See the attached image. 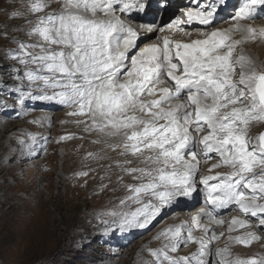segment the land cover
<instances>
[{"label": "snow or ice", "instance_id": "obj_1", "mask_svg": "<svg viewBox=\"0 0 264 264\" xmlns=\"http://www.w3.org/2000/svg\"><path fill=\"white\" fill-rule=\"evenodd\" d=\"M257 5L264 6V0H247L227 30L213 27L202 33L204 38L190 42L164 37L162 45H151L132 57L128 53L136 46L137 31L116 14L129 12L135 6L131 0H63L52 12L46 11L51 0H35L29 12L43 15L35 22L26 20L32 26L24 29L34 39L11 37L17 47L7 56L20 67L8 75L17 81L20 104L26 98L57 101L73 109L69 115L86 118L76 123L97 134L94 143L155 165L126 167L131 160L116 162L121 172L137 181L124 185L120 207L129 202L140 207L134 213L109 215L143 228L176 197L195 192L197 182L204 186L212 211L194 217V226L211 235L194 237L192 225L165 229L156 237L165 241L163 246L150 250L157 264H210L209 257H214L211 264H264V257L230 259L228 247L213 249L210 245L218 237L201 224L202 217L223 224L214 215L216 209L236 205L256 218L264 232V203H257L264 200V134L255 139L248 135L250 124L264 122V63L235 52L247 40L264 38V28L242 23L257 18ZM218 6V0L207 8L197 4L199 10L186 12L187 20H177L176 25H213ZM235 32L243 33V39L234 40ZM9 35L0 32V38ZM180 69L182 74L177 75ZM166 80L174 82L173 88L157 87ZM33 88L38 89L35 94ZM0 106L7 107V102ZM198 151L205 162L211 159L209 154H216L220 162L213 169L232 171L198 181ZM117 179L123 181L124 176ZM249 226L247 220L233 219L229 231ZM228 239L250 247L260 237L249 232ZM188 243L199 245L191 257L170 255Z\"/></svg>", "mask_w": 264, "mask_h": 264}, {"label": "rangeland", "instance_id": "obj_2", "mask_svg": "<svg viewBox=\"0 0 264 264\" xmlns=\"http://www.w3.org/2000/svg\"><path fill=\"white\" fill-rule=\"evenodd\" d=\"M195 1L188 0L191 5ZM33 2L35 0H0V32L10 33L7 39L0 38V105L7 102V107L0 106V112H7V115L0 113V264H157L150 250L161 248L164 240L156 237L170 226H176L177 222L164 218L163 223L157 224L155 229L147 230L146 227L152 226L151 223L141 228L135 223H125L120 216L109 215L112 211L134 213L140 207L131 202L120 207V198L126 195L124 185L137 181L121 172L116 167V162L131 160L132 163L126 167L141 168L149 167L150 164L143 163V157L121 156L119 149L114 152L106 145L102 147L94 143L97 140L96 133L86 131L85 124L76 123L78 119L82 120V117L69 115L73 109L62 106L57 101L33 99L26 101V105L18 102L17 81L10 79L8 74L14 73L20 65L8 57L7 53L17 47L11 39L12 36L25 41L34 39L24 31L32 26L26 23V20L35 22L37 15H43L29 12V6ZM62 2L63 0H51V6L46 11L59 9ZM13 13L18 15L13 16ZM235 15L227 16L233 20ZM226 23L231 24L232 21ZM226 23L219 24L216 28L227 30L229 28ZM248 23L256 28L257 25L264 24V18ZM16 26H20L22 30L17 31ZM184 31L194 33L197 30ZM173 32L175 34L183 31ZM159 35L160 32L157 39ZM242 37L238 32L233 35L234 40H241ZM245 42L237 46L238 54L242 52L246 55L251 52L250 41ZM246 48L249 49L248 52H245ZM140 50L141 48L137 49L135 55H138ZM252 50L251 53L254 54V50L261 52L264 47L257 46ZM257 57L259 56H256L259 63H264V54L260 59ZM176 74L180 75L181 72L178 70ZM173 84L174 82L166 80L160 86L171 89ZM32 91L35 94L38 89L33 88ZM31 102L35 108L27 106ZM249 129L248 135L255 139L264 131V122H253ZM83 132L90 134L91 139L83 141L84 137L82 139L79 135L84 134ZM93 152L97 154L96 158L89 157L88 153ZM109 165L112 167L109 168ZM211 165L202 166L200 163L201 168L208 174L232 171L228 167L213 169ZM80 172H87L88 175L80 176ZM201 174L202 172L198 173V181ZM119 175L124 176L123 181H118ZM103 185L107 187H102ZM113 188L117 190L113 191ZM262 201L258 200L257 203ZM189 212L194 214L195 210ZM189 212H182L185 221L181 225L194 227V219L186 217ZM231 215L254 225L260 230L259 235L263 241H260L258 246L248 248L230 241L228 236H220L213 246L228 247L232 254L230 259L236 256L264 257V232L257 226L258 222L233 212L216 218L226 221ZM128 226L137 227L135 231L119 230ZM199 230L201 229L194 227L193 233H199ZM239 231L243 232L242 236L249 233L248 227H238L226 233L233 237V234ZM117 233L126 235V246L118 244ZM251 244L255 245L256 240ZM191 247L192 245H181L176 253L171 254L187 256L185 251ZM208 259L211 264L214 257Z\"/></svg>", "mask_w": 264, "mask_h": 264}, {"label": "bare ground", "instance_id": "obj_3", "mask_svg": "<svg viewBox=\"0 0 264 264\" xmlns=\"http://www.w3.org/2000/svg\"><path fill=\"white\" fill-rule=\"evenodd\" d=\"M26 1V0H25ZM247 1V0H246ZM19 2V1H18ZM131 2L135 5L134 7H133V11H136L137 10V6H136V4H135V0H131ZM179 3H181V5H178L177 7H180V8H178V10L176 11V9H175V5H172L171 6V10H173L174 9V13L176 14V15H179V13L180 14H183V15H185V13L186 12H188V11H195L194 9H188V10H186V12H184L183 10H182V8L183 7H186V6H183V5H185V2H182V1H179ZM222 4H224V3H222ZM201 7H203V5L201 6ZM146 8V7H145ZM164 10H167V6L165 7V9ZM233 11H236V10H233ZM179 12V13H178ZM184 12V13H183ZM116 14H119L120 16H121V18H122V20H124L127 24H129L130 26H132L133 28H134V24L133 23H131V21H130V19H126V15L124 14V13H121V12H117ZM127 14V13H126ZM254 16H256L257 18H255V19H249V20H245V21H242V23H244V24H247V25H249V21H255V20H258V19H261L262 17L264 18V6H262V5H260V6H256V11H255V13H254ZM135 19H137V21H138V19H140V15H138ZM164 20H167V18H165V17H163L159 22H162V21H164ZM182 21H185V18H184V20H182ZM229 21H232V23L231 24H229V23H226V22H229ZM171 22V21H170ZM247 22V23H246ZM222 23H226V27H228V28H231L232 26H233V24H234V20H230V18L229 17H226V18H220V17H216L215 19H214V21H213V25H209V26H205V25H199L198 23H195V22H193V23H191V24H189V23H185V25L183 26H181V28L183 29V30H185V29H187V30H189V29H195V30H197L196 32H190V31H183L182 33H180V32H176L175 34H174V30L173 29H175L177 26H173V28H167V29H165L164 31H166L167 32V34L165 35L166 37H168L169 39H171V40H181V41H183V42H190L191 40H195V39H202V38H204V36L202 35V33H206V32H210L212 29H213V27L214 28H216V26L217 25H222ZM257 24H260V23H257ZM162 26H165L164 24H161ZM221 27V26H220ZM149 27H146V29L145 30H142V31H138L137 32V40H136V46L134 47V48H132V49H130L129 50V53H128V55L130 56V57H132V56H134L135 54H136V51H137V49H139V48H141V50L140 51H142L144 48H146V47H149V46H151V45H159V43L157 42V41H159V40H161V37H162V35H160V37H158V39H157V32H158V29L156 30L155 28H153V29H151V31L149 32V33H147V29H148ZM257 29H260V28H264V24H262V25H257V27H256ZM135 29V28H134ZM177 29V28H176ZM216 29H219V28H216ZM221 30V29H220ZM179 31V30H178ZM181 31V30H180ZM239 34H240V36H242L243 34L241 33V32H238ZM196 34V35H195ZM243 38V37H242ZM248 41H250V45H251V48L252 49H256L257 48V46H258V48H260V47H264V38H258V39H256V40H247V42ZM246 42H244L243 44H245ZM138 46V47H137ZM249 46V45H248ZM252 46H254V47H252ZM245 48V45H244V47H243V49ZM247 49V48H246ZM251 49V52L253 51ZM248 50L249 49H247L245 52H248ZM235 52L237 53V50H235ZM251 52H249V53H247L246 55L247 56H252V58H254V59H256V56H259V58L258 59H260V56L262 57V55L264 54V51H262L261 50V52H258V51H256V50H254V54L253 53H251ZM238 54V53H237ZM250 54V55H249ZM256 54V55H255ZM262 59V58H261ZM257 60V59H256ZM259 62V61H258ZM157 87H161L160 85H158ZM35 93H36V91H35ZM157 98H159L158 96H157ZM29 100H33V99H28V98H26L25 99V101H24V103H23V105H26V101H29ZM27 106H30L31 108H35V107H33L34 106V103H30V104H28ZM38 109V108H37ZM40 109V108H39ZM41 109H43V108H41ZM48 110H52V111H54V109H52V108H48ZM71 110H72V108H71ZM61 112H63V111H61ZM2 115H7V112H6V110H3V111H1L0 112ZM38 115V114H37ZM9 117H11V116H9ZM37 117V116H36ZM66 117H68V116H66ZM75 117V116H74ZM76 118V117H75ZM28 119V118H27ZM39 119V118H38ZM60 119V118H59ZM72 119V118H71ZM82 119H86V118H84V117H82ZM73 120V119H72ZM43 121V120H42ZM57 122H59V121H57ZM39 123V122H38ZM39 125V124H38ZM37 125V126H38ZM56 125V124H55ZM74 127V126H73ZM74 128H76V127H74ZM70 130V129H69ZM76 130V129H75ZM80 130V129H79ZM4 132H5V129H4ZM3 132V133H4ZM81 133V132H80ZM84 133V132H83ZM80 135V137L82 138V137H84V139L85 140H83V141H88L89 139H91L90 138V134H79ZM78 135V136H79ZM88 135V136H87ZM94 135V134H93ZM96 136H97V134H95ZM94 135V136H95ZM83 139V138H82ZM97 139H98V136H97ZM68 142V141H67ZM39 144V143H38ZM88 147H89V145H88ZM106 147V146H105ZM37 148V147H36ZM85 148V147H84ZM4 150H5V148H3ZM84 150V149H83ZM93 150V149H92ZM96 150H98V149H96ZM85 151V150H84ZM89 152V151H88ZM96 152V151H95ZM115 152V151H114ZM84 153V152H83ZM94 153V152H93ZM113 153V152H112ZM89 154V153H88ZM82 155V154H81ZM105 155V154H104ZM210 156H211V159H208L206 162H205V158H204V156L203 155H201V153L198 151V153H197V159L200 161V163H202V166L203 165H213V164H218L219 162H217V161H214V160H219L218 158H217V156H216V154L215 153H211V154H209ZM37 156V155H36ZM115 157V156H114ZM187 159H189V158H187ZM106 160V159H105ZM104 160V161H105ZM143 161V160H142ZM102 163L104 164V162L102 161ZM211 165V166H212ZM149 167H152V164H150V166ZM154 167V166H153ZM115 169V168H114ZM199 172H202V174H201V177L200 178H202L203 176H205V175H212V176H215L218 172H216V173H210V174H208V172L207 171H205L203 168H201V166H199ZM227 172H223L222 174H226ZM215 181H210V183H214ZM117 184V183H116ZM206 191H205V189H204V186L203 185H201L199 182H197V190L195 191V192H193L190 196H182V197H176L175 199H174V202L170 205V206H165L164 208H162V210H161V212H160V214H158L157 216H155V218H153L151 221H150V223L152 224V226H148V227H146L147 228V230H150V229H152V228H154L157 224L159 225V224H161V223H163V220H164V218H168V220L169 219H172V220H174L175 222H177V225H181V223L182 222H184V216H183V214H182V212L183 211H187V212H189V211H193V210H195V213L193 214V213H191V212H189L187 215V217L189 218L190 217V219H194V217H196L198 214H200L203 210L202 209H198V207L201 205V201H202V195L205 193ZM31 196V195H30ZM195 196H198V199H197V201H196V203L194 204V205H191V206H187V205H189V202H187V201H190V198H193V199H195ZM182 202V204H180V205H178V204H176L175 202ZM184 206H186L188 209H186V207L184 208V209H181V208H183ZM175 207H179V208H177V209H175ZM234 208H236V209H238L237 208V206L236 205H231L230 207H229V209L226 211V212H223V213H218L219 214V217L220 216H223V215H225V214H229V211H231V210H233ZM128 211V210H127ZM239 211V210H238ZM176 212H180L179 214H176ZM237 212V211H236ZM240 212V214L242 215V216H244V217H248V218H250L251 220H253V222H258V221H256L257 219H254V217H251L250 215H245L244 213H242L241 211H239ZM238 212V213H239ZM176 214V215H175ZM215 214H217V213H215ZM203 218H205V217H203ZM100 219V218H99ZM207 219V218H206ZM218 219V218H217ZM233 219H237V218H234V217H232V215L228 218L227 217V219H226V221H224V223L223 224H218V223H216L215 222V220H212V221H210V220H208L207 219V221H209V222H206V221H203V222H201V224H203V225H205L206 227H208L209 229H212V230H214L215 231V234H216V236L217 237H220V236H224L225 238H226V236H230L228 233H226V232H228L229 231V227H230V224H231V221L233 220ZM219 220H223V219H219ZM239 220V219H238ZM46 221V220H45ZM153 221H156V222H158V223H154ZM23 223V222H22ZM137 226H128V227H126V228H120L119 230H126V231H133L135 228H136ZM171 227V226H170ZM195 227V226H194ZM156 228V227H155ZM154 228V229H155ZM45 229H47V228H45ZM227 229H228V231H227ZM242 229V228H241ZM248 229H249V232H255L259 237H260V230H257L255 227H254V225H251L250 224V226L248 227ZM135 231V230H134ZM161 233V232H160ZM184 233H182V235H183ZM203 236H202V235ZM221 234H223V235H221ZM242 234H243V232L242 231H239L238 233H234L233 234V237H237V236H242ZM211 235V233H205L204 231H203V229H201V230H199V233H197V232H195V233H193V236L194 237H196V238H200V237H208V236H210ZM125 237H126V235H119L118 233H117V236H116V238H117V240H118V244H120V245H122V247H124V246H126L127 245V243H128V240L127 239H125ZM260 241H263V240H261V237H260V239H258V240H256V244L255 245H252L251 244V246L250 247H255V246H258L259 245V243H260ZM99 242V241H98ZM125 242V243H124ZM163 242V241H162ZM124 243V244H123ZM140 243V242H139ZM165 243V241L163 242V244ZM223 243V242H222ZM193 244H195V246L193 245ZM213 244H214V241L211 243V245H210V247H212L213 249H216L217 247L216 246H213ZM221 244V243H220ZM219 244V245H220ZM182 246H185V245H183V244H181ZM189 245H192V247H191V249H187L186 251H185V253H187L188 255L187 256H189V257H191L192 255H193V253H192V251H195V252H197L198 251V248H199V245L198 244H196V243H188L187 244V246H189ZM218 245V246H219ZM215 247V248H214ZM250 247H248V248H250ZM259 251V250H258ZM257 253V252H256ZM170 255H172L171 253H170ZM175 256V255H174ZM237 257V256H236ZM154 261V260H153ZM142 264V263H141ZM148 264V263H147ZM193 264H194V262H193Z\"/></svg>", "mask_w": 264, "mask_h": 264}]
</instances>
